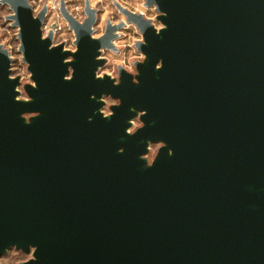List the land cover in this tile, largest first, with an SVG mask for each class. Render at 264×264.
Wrapping results in <instances>:
<instances>
[{
  "label": "water",
  "instance_id": "95a60500",
  "mask_svg": "<svg viewBox=\"0 0 264 264\" xmlns=\"http://www.w3.org/2000/svg\"><path fill=\"white\" fill-rule=\"evenodd\" d=\"M0 3L32 80L21 98L0 43V259L264 264V0H145L160 27L115 2L96 37L91 1L61 0L75 50L46 4ZM127 22L143 60L98 74Z\"/></svg>",
  "mask_w": 264,
  "mask_h": 264
},
{
  "label": "rangeland",
  "instance_id": "374dc122",
  "mask_svg": "<svg viewBox=\"0 0 264 264\" xmlns=\"http://www.w3.org/2000/svg\"><path fill=\"white\" fill-rule=\"evenodd\" d=\"M61 1V0H55ZM91 6L97 9L98 18L95 28L94 37L100 36L106 30L107 20L112 21L113 23H119L125 20L124 15L118 11L115 6V2L120 3L123 7H127L131 11L137 13H144L147 18H150L154 21L155 25L160 27V23L156 21L157 13L152 7H146L145 0H90ZM50 0H31V4L34 7V12H38L44 4L48 6L49 9ZM69 11L74 14L77 19L83 20L85 18V13L83 12L85 0H66ZM79 8V11L76 13V8ZM54 14V12H52ZM51 17H47L44 24H48L50 21L56 19L54 15L58 13L60 18H58V25L61 27L60 31L55 34L54 44L64 43L67 49L75 50V45L73 44L74 33L69 29L66 20L63 19L61 14L58 11ZM11 14V10L8 5L0 3V43L9 49V53L13 58L12 63V75L21 77V86L19 88L21 92V98H28L26 92H24V84L32 83L29 72L27 71V64L22 61V53L19 51V40L17 38V28L12 26V21L8 18V15ZM44 30V36L48 34V30L42 27ZM142 40V36L133 24L128 23L122 27L119 31V36L114 40V43L117 47V50H108L103 49L101 56L106 59V63L99 69L98 74H109L117 76L118 67L121 65L129 71L135 70V62L142 61L143 55L137 51L136 42ZM115 100L106 99L107 106L103 108L104 113L109 114V105L114 104ZM140 120H135V126H140ZM132 129V130H133ZM158 145H152L151 151L148 154V159L152 160L155 154L157 153ZM1 262V260H0ZM3 262L10 263L9 258H5Z\"/></svg>",
  "mask_w": 264,
  "mask_h": 264
},
{
  "label": "built area",
  "instance_id": "2783aa9c",
  "mask_svg": "<svg viewBox=\"0 0 264 264\" xmlns=\"http://www.w3.org/2000/svg\"><path fill=\"white\" fill-rule=\"evenodd\" d=\"M59 6H60V1L50 0L48 14H47L48 18L51 17L50 19H52L51 13L54 12V14H55V12L58 11ZM76 10H77L76 11V13H77L79 11V8L77 7ZM54 17H56V19L50 21L48 24H44V28H46L48 31H50V29H52L54 31V34H56L61 29V27L58 25V22H57L58 18H60V15L58 13H56V15H54ZM53 23H56L55 27H52Z\"/></svg>",
  "mask_w": 264,
  "mask_h": 264
},
{
  "label": "trees",
  "instance_id": "16d2710c",
  "mask_svg": "<svg viewBox=\"0 0 264 264\" xmlns=\"http://www.w3.org/2000/svg\"><path fill=\"white\" fill-rule=\"evenodd\" d=\"M31 256L30 253H24L18 249H11V251H9L6 255H4L3 257H1V262L3 264H19L22 261H26L29 257ZM5 258H9L10 259V263L7 262H3V260Z\"/></svg>",
  "mask_w": 264,
  "mask_h": 264
}]
</instances>
